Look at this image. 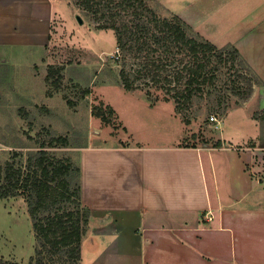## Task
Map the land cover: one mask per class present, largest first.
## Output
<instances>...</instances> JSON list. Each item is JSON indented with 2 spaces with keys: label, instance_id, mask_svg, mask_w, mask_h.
<instances>
[{
  "label": "crops",
  "instance_id": "crops-1",
  "mask_svg": "<svg viewBox=\"0 0 264 264\" xmlns=\"http://www.w3.org/2000/svg\"><path fill=\"white\" fill-rule=\"evenodd\" d=\"M213 1L198 6L203 24L192 13L176 15L217 48L235 47L264 84V0H247L244 11L234 5L237 12L220 18ZM58 6L56 0H0V50L45 51ZM127 94L149 109L166 104L177 129L164 137L167 144L119 139L77 150L81 204L90 213L81 251L88 237L92 252L104 246L91 264H264L256 148L183 145L187 134L173 103L151 105L142 94ZM123 128L134 135L128 124Z\"/></svg>",
  "mask_w": 264,
  "mask_h": 264
},
{
  "label": "rangeland",
  "instance_id": "rangeland-1",
  "mask_svg": "<svg viewBox=\"0 0 264 264\" xmlns=\"http://www.w3.org/2000/svg\"><path fill=\"white\" fill-rule=\"evenodd\" d=\"M119 1L113 0L114 11L120 10L117 7ZM56 2L59 10L53 19L51 43L45 51L27 54L0 50V167L5 168L7 163L24 165L27 157L34 155L40 147L57 158L66 157L76 164L77 150L88 143L97 146L119 139L143 145L169 143L164 137L173 136L177 127L176 122L165 115L168 106L163 103L152 109L141 106L139 100L128 95L121 85L122 54L116 44L115 32L98 29V23L82 9L80 0ZM203 2L143 0L145 7L159 17L192 13L195 21L202 24L203 8L199 12L198 6ZM249 2L214 0L216 18L225 17L232 10L237 12L232 8L234 5L244 11V3ZM130 12L124 15L129 18ZM76 16L82 20L81 24ZM151 58L158 59L157 52ZM142 64L143 58L136 55L127 60L131 72L139 70ZM212 64L217 68L208 72L202 92L193 95L178 113L175 112L187 134L183 145L214 147L219 141L221 146L256 148L253 173L264 184V84L247 64L239 60L234 64L231 59ZM176 67L169 65L154 71L170 73L181 66ZM55 68L61 69L60 74L53 73L54 78L61 75L59 90H54L46 81L48 73ZM146 83L148 85L132 92L142 94L149 104L152 102L151 105L158 101L174 104L173 92L165 91L169 87L166 80L158 83L147 80ZM249 87L250 95L244 98ZM145 89L149 90L150 99L145 95ZM99 105L116 110L117 114L114 111L113 116L108 115L110 124L91 115V110ZM141 122H144L142 128ZM125 124L133 129L134 135L125 134ZM106 135L115 139H104ZM58 136L66 138L65 146L50 143ZM91 239L86 238L80 264L93 263L98 251L104 247L97 246L98 251L92 252ZM33 248L34 236L23 192L0 198V257L26 264Z\"/></svg>",
  "mask_w": 264,
  "mask_h": 264
},
{
  "label": "trees",
  "instance_id": "trees-1",
  "mask_svg": "<svg viewBox=\"0 0 264 264\" xmlns=\"http://www.w3.org/2000/svg\"><path fill=\"white\" fill-rule=\"evenodd\" d=\"M112 2L80 0L82 9L98 23V29L115 32L122 54L119 77L127 92L148 85L147 80L153 83L166 80L169 87L165 91L173 92L174 109L178 113L193 95L202 92L208 72L217 68L211 63L231 59L233 64L239 60L246 65L235 47L217 48L176 14L159 17L145 7L143 0H120L117 5L120 10L114 11L116 6ZM129 10L131 17L127 18L124 14ZM156 52L158 59L151 58ZM135 55L143 58V64L139 70L131 72L127 60ZM169 65L181 67L170 73L159 71ZM157 69L159 72L155 73ZM60 71V68L51 69L46 76L54 90H59L61 75L54 78L53 73L60 74ZM144 92L150 99L149 90ZM250 92L251 87L244 98ZM101 106H95L91 115L110 124L108 115L113 116L114 110ZM50 143L65 146L67 140L58 136ZM220 146L218 141L214 147ZM40 148L27 157L24 165L7 163L5 168L0 167V198L16 196L19 191L25 197L34 236L33 254L26 264H80L81 244L90 213L81 204L79 168L69 158H57ZM0 264L19 263L0 257Z\"/></svg>",
  "mask_w": 264,
  "mask_h": 264
},
{
  "label": "water",
  "instance_id": "water-1",
  "mask_svg": "<svg viewBox=\"0 0 264 264\" xmlns=\"http://www.w3.org/2000/svg\"><path fill=\"white\" fill-rule=\"evenodd\" d=\"M76 20H77V22H78L79 24H81V23H82V20L80 19V17H79V16H76Z\"/></svg>",
  "mask_w": 264,
  "mask_h": 264
},
{
  "label": "built area",
  "instance_id": "built-area-1",
  "mask_svg": "<svg viewBox=\"0 0 264 264\" xmlns=\"http://www.w3.org/2000/svg\"><path fill=\"white\" fill-rule=\"evenodd\" d=\"M210 119H211L212 121H215L214 117H210Z\"/></svg>",
  "mask_w": 264,
  "mask_h": 264
}]
</instances>
